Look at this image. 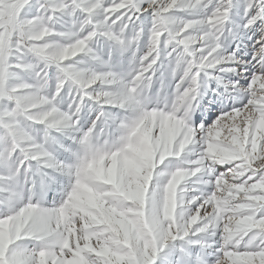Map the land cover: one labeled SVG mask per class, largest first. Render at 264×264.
I'll list each match as a JSON object with an SVG mask.
<instances>
[{
  "label": "snow or ice",
  "instance_id": "snow-or-ice-1",
  "mask_svg": "<svg viewBox=\"0 0 264 264\" xmlns=\"http://www.w3.org/2000/svg\"><path fill=\"white\" fill-rule=\"evenodd\" d=\"M0 264H264V0H0Z\"/></svg>",
  "mask_w": 264,
  "mask_h": 264
}]
</instances>
